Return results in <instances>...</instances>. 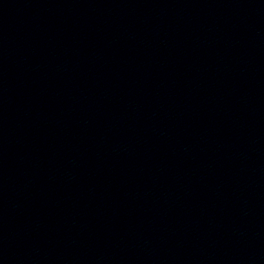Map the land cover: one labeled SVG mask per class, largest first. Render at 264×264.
Returning <instances> with one entry per match:
<instances>
[{
  "label": "water",
  "instance_id": "water-1",
  "mask_svg": "<svg viewBox=\"0 0 264 264\" xmlns=\"http://www.w3.org/2000/svg\"><path fill=\"white\" fill-rule=\"evenodd\" d=\"M0 264H264V0H0Z\"/></svg>",
  "mask_w": 264,
  "mask_h": 264
}]
</instances>
